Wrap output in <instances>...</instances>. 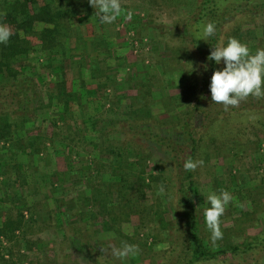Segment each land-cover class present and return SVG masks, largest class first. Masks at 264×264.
Segmentation results:
<instances>
[{"label":"rangeland","instance_id":"obj_1","mask_svg":"<svg viewBox=\"0 0 264 264\" xmlns=\"http://www.w3.org/2000/svg\"><path fill=\"white\" fill-rule=\"evenodd\" d=\"M120 2L125 12H132L131 19L121 16L111 24H100L98 18L92 15L83 25L76 19L73 28H79L82 38L73 36L68 42L67 52L63 53L61 49L43 54L34 52L24 63L28 75L34 80L42 77L45 82H53L49 87L51 91L55 86L54 82L58 83L63 77L50 69L53 59L55 61L59 56L55 64L64 65L66 78H63L67 79V90L78 95L77 103L69 105L67 120L72 123L75 131L80 132L79 135H84L88 143L99 139L107 141V134L117 127L116 124L131 122L134 116L151 119L155 125L158 124L157 121H176L181 113V104L188 95L185 91L189 90V98L195 99V94L191 93L196 92L201 81L198 56L182 31L191 15L186 4L188 0ZM239 25L247 31L244 43L253 53L258 48H264V17L244 16L239 19L237 26ZM98 44L104 45L98 49ZM96 63L99 65H94ZM102 63H106L104 68ZM94 71L99 74V78L93 77ZM169 97L178 98L176 102L180 106L175 104L166 109L163 101ZM40 99L43 107L38 109L39 120L31 129L46 131L51 136L61 132L60 137H67L64 135L67 132L66 125L60 123V129L52 126V121L60 116L58 111L63 112V107L55 100L52 105H47L50 98L44 90ZM148 104V107H144ZM193 123L203 132V136H196L203 138L197 160L204 161L203 166L196 169L200 235L210 250L219 249L222 240H218L215 247L212 246L203 212L210 206L205 196L210 191L219 192L224 189L234 199L221 217L223 242L245 245L251 237L264 230V112L253 111L216 118L207 127H204V117L197 114ZM158 132L165 138L174 139L178 145L185 143L184 135L176 132L172 125L161 127ZM113 138L120 141L127 139L119 134L113 135ZM58 145L59 150L54 153V160H50L52 164L46 172L42 170L43 164L39 162L41 159L37 158L34 163L41 172L33 175L30 183H36L42 189L40 193L27 198V187H21L15 176L13 179L0 177V200L7 199V190L14 187L21 197L30 199L31 204H37L38 209L36 214L25 213L27 235L21 238L20 244L14 245L13 250L17 263L25 254L27 257L24 264H188L192 256L188 233L190 211L181 198L182 190L186 193L189 184L188 181H182L181 176L178 177L183 170L178 169L176 164L177 154L180 155V161L184 162V155L188 150L185 144L182 145L183 149L178 147L176 154L164 147L153 145L146 150L144 146L142 155L147 158L143 159L145 161L139 160L135 148L121 147V152L129 161L123 168L129 172L130 182H137L144 174L150 183L149 187H145L146 198L136 205L140 209L139 213L124 225L114 228L98 207H92L90 200L82 209L83 213L87 212L84 219L77 214V206L69 205L66 208L70 213L77 214H73L70 223L84 226L86 223L92 224L88 221L94 220L92 229L98 233V240H93L92 246L76 239L72 241L71 247L62 243L66 241V233L60 228V217L50 205L51 199L48 200L46 196L53 197L55 189L58 197H64V191L65 194L70 191V196L81 192L91 195L86 181H83L90 182V178H86L90 174L86 172L85 166L96 158L100 162L105 181L113 182L118 180L113 174L114 167L120 166L122 161L110 155L99 154L88 145L84 149H75V153L63 142ZM65 155L73 157L71 167L68 166ZM42 157L43 155L40 158ZM24 158L20 156L12 160L11 166L24 163ZM4 170L6 168L0 165V172ZM160 185L164 186L162 195L157 194ZM9 192L13 190L10 189ZM117 200L119 198L116 196L115 201ZM242 212H253L251 218H257L258 223L252 227V221L240 224L237 218ZM37 220L39 223L34 224ZM91 233L89 231L87 234L92 235ZM122 241L138 245L140 254L121 261L110 255L101 256L104 253L97 252L101 242L108 248L110 245L119 247ZM220 264L259 263L255 262L253 256L247 255L245 258H230ZM260 264H264V261Z\"/></svg>","mask_w":264,"mask_h":264},{"label":"trees","instance_id":"obj_2","mask_svg":"<svg viewBox=\"0 0 264 264\" xmlns=\"http://www.w3.org/2000/svg\"><path fill=\"white\" fill-rule=\"evenodd\" d=\"M162 1L166 2V0ZM188 1L186 4H188L189 11L191 10V15L182 31L183 36L188 38V43L192 45L200 63L198 74L201 81H199L196 92L192 91L191 93L195 94V99L189 98V90L185 91L188 94L187 98H184L185 102L181 104V113L174 122L157 121L158 124L155 125L151 119L134 116L131 122L121 125L116 124L117 127L107 134V141L99 139L97 142L88 143L84 135H79L80 132L75 131L72 123L67 120L69 105L77 103L78 95L67 90L66 72H63L64 65L55 64L59 56L55 61L53 59V66L50 69L53 73L61 74L65 78L61 77L58 83L57 81L54 82L53 86H55L51 90L53 92L49 88L53 82H45L42 77H37V80H34L32 76L28 75L24 63L30 59L34 52L43 54L58 49H61L63 53L67 52L68 42L73 36L78 39L82 38L79 28L78 30L73 28V22L79 19L81 25L87 23L90 17L95 15V9L91 7L89 0H0V14H6L0 15V22L8 24L13 31L8 44H0V165L6 168V170L0 172V177H12L11 179H13V176H15L21 187H27V198L29 195L40 193L41 188L36 183H30L33 175L41 172L34 163L37 158L41 159L39 162L43 164L42 170L45 171L52 164L50 160H54V153L59 150V142L71 147L72 153H75V149H84L88 145L99 154L110 155L122 161L120 166L114 167L113 174L118 180L113 182L105 181L100 162L96 158L92 159L90 165L85 166L86 172L90 174L86 178H90V182L83 181H86V187L91 195L87 192H81L78 195L70 196V191L66 194L64 191V197H61V195L58 197L55 189V191L53 190V195L55 194L53 197L46 196L48 200L51 199L52 203L50 205L53 206V210L60 217V228L66 233V241L62 243H66L65 245L68 247H71L72 241L76 239L86 241L89 246H92L93 240H98V233L92 229V224L95 223L94 220L88 221L92 224L86 223L84 226L70 223L73 214L80 215L82 219L86 217L87 212L83 213L82 209L88 200L92 202V207H98L100 213L106 215V219L114 228L124 225L132 216L139 213L140 209L136 205L146 198L145 187H149L150 183L144 174L138 178L137 182H130V174L123 168L129 161L127 156L121 152V147L128 148L130 146L133 149L135 148L139 160L145 161L143 160L145 157L143 158L142 155L144 153L142 147L144 146L146 150H148V146H160L176 154L178 147L183 149L182 145L185 144L188 150L184 155V162L189 157L197 160L200 141L203 139L196 137L197 135L203 136L201 129H197L199 127L196 128L193 123L197 114L204 117V127H207L210 125V121L216 118L237 116L253 111L264 112V99L257 100L249 97L239 107H230L227 111L224 110L223 105L212 103L209 87L211 76L214 70L223 69V61L217 65L215 61L207 59L213 47L221 43L226 45L229 37H235L243 43L246 41L247 31L245 32L241 25L237 26V23L244 16L264 17V0ZM208 22L215 24V35L209 37L207 41L198 40L202 36L203 25ZM103 45L98 44L97 48L99 49ZM60 62L62 63V61ZM94 65H99V63ZM105 65L106 63H102L103 68ZM205 65H207V69H205ZM93 77L99 78V74L97 75V72L94 71ZM43 90L50 98V103L47 105H52L53 100H55L63 107V112L58 111L60 116L52 121V126L55 129H60V123L66 125L67 132L64 135H67V137L65 138L60 137L61 132H56L55 136H51L46 131L40 130L37 132L31 129V126L39 120L37 112L40 107H43L42 100H39ZM176 100L178 98L169 97L164 99L163 104L166 109L175 104L180 106ZM245 103H248V105ZM148 106L149 104L144 107ZM170 125L174 126L176 132L181 133L182 136L184 135V144L178 145L173 141L174 139L165 138L158 132L161 127ZM23 132H25V135H22ZM116 134L123 135L127 139L124 141L115 140L113 135ZM187 152L189 153L187 154ZM42 155L43 157L40 158ZM91 155L94 156V154ZM20 156L25 157V162L11 166L12 160L14 161ZM176 157H178L176 159L177 168L183 170L178 177L181 176L182 181H188L189 184L186 193L182 190L183 196L181 198L182 203L190 211L188 215V233L192 256L188 264H205L208 262L220 264L230 260V258H245L247 255L253 256L255 262L263 263L264 230L261 234L251 237L245 245L233 242L224 243L221 239L219 249L216 251L210 250L199 232L196 205L198 196L197 173L196 171H185L184 162L180 161V155L177 154ZM65 159L68 166L71 167L73 157L65 155ZM7 169H9L8 172ZM10 189L13 192H9ZM7 193H9L8 198L0 200V264H24L27 255L23 254L18 259L19 263H17L13 253L14 245L20 244L21 238L26 237L27 220L25 213L36 214L38 212L37 204H31L30 199L21 197L14 187L9 188ZM116 196L119 198L117 201H115ZM69 205L78 207L77 214L75 212L70 213L66 208ZM253 212H242L237 221H240V224L245 223V221H252L250 227L255 226L258 222L257 218H254V220L251 218L254 215ZM35 223L38 224L39 220ZM89 231L92 232V235L87 234ZM102 247L106 248V245L101 242L100 250L97 252L102 253Z\"/></svg>","mask_w":264,"mask_h":264},{"label":"clouds","instance_id":"obj_3","mask_svg":"<svg viewBox=\"0 0 264 264\" xmlns=\"http://www.w3.org/2000/svg\"><path fill=\"white\" fill-rule=\"evenodd\" d=\"M89 4L95 9L94 14L100 24H111L118 17L124 16L125 19H131L132 16L131 11L125 12L120 0H89ZM215 32V24L208 22L203 25L202 36L198 40L207 41L209 37L215 35ZM12 35L11 27L0 22V44L7 45ZM207 59L215 61L217 65L223 61L225 65L223 69L214 70L212 73L209 85L212 103L223 105L224 110L227 111L230 107H239L241 102L248 100L249 97L257 100L264 99V48H258L253 53L246 43L235 37H229L226 45L221 43L214 46ZM204 67L207 69V65ZM203 164L202 159L193 160L189 157L185 160L183 167L185 171L194 172ZM157 194H164L163 185L159 186ZM205 197L210 206L204 209L203 215L210 232V242L215 247L217 241L223 239L221 217L234 197L224 189H220L219 192L210 191ZM101 251L104 253L101 256L110 255L121 261L140 254L139 246L127 241H122L119 247L115 245H110L108 248L102 247Z\"/></svg>","mask_w":264,"mask_h":264}]
</instances>
